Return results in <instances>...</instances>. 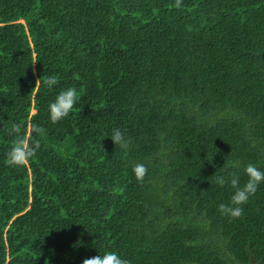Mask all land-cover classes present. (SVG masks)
Here are the masks:
<instances>
[{
    "label": "trees",
    "instance_id": "trees-1",
    "mask_svg": "<svg viewBox=\"0 0 264 264\" xmlns=\"http://www.w3.org/2000/svg\"><path fill=\"white\" fill-rule=\"evenodd\" d=\"M20 121L45 133L15 167L0 128V264H264V182L239 218L216 182L264 171V0H0V126Z\"/></svg>",
    "mask_w": 264,
    "mask_h": 264
},
{
    "label": "clouds",
    "instance_id": "clouds-1",
    "mask_svg": "<svg viewBox=\"0 0 264 264\" xmlns=\"http://www.w3.org/2000/svg\"><path fill=\"white\" fill-rule=\"evenodd\" d=\"M182 4V0H175V7L179 8ZM43 80V85L51 88L59 83L56 75L42 76L36 82V86ZM80 99V95L75 87H69L65 90H61L56 96L55 100L49 104L50 119L53 123L65 119L73 110L77 101ZM9 135L13 136L12 145L10 150L6 153V159L4 163L8 166H25L31 158H33L39 151L41 144L40 140L34 138L33 134L43 135L45 129L38 126H32L30 130L26 129L23 121L12 122L10 124L5 123L0 126ZM111 139L115 145H119L122 149H127L130 146V138L125 136L124 131L120 128H113ZM133 171L136 175V179L143 182L145 175L147 174V167L143 163H137L134 165ZM249 179L247 183L240 186V177L236 172L231 173L230 177L226 179L223 176H217L216 182L223 187L226 183H230L235 192L231 196L230 204H220L218 210L227 216L233 218H239L243 215L244 209L242 205H245L249 197L254 195L259 184L264 182V171L259 169L254 164H248L245 169ZM83 264H130V261L122 258V256L116 251H107L103 255H98L92 258H86Z\"/></svg>",
    "mask_w": 264,
    "mask_h": 264
},
{
    "label": "rangeland",
    "instance_id": "rangeland-1",
    "mask_svg": "<svg viewBox=\"0 0 264 264\" xmlns=\"http://www.w3.org/2000/svg\"><path fill=\"white\" fill-rule=\"evenodd\" d=\"M23 21H24V20H23ZM23 21H22L21 23H23V24H24V22H25V21H24V22H23Z\"/></svg>",
    "mask_w": 264,
    "mask_h": 264
},
{
    "label": "water",
    "instance_id": "water-1",
    "mask_svg": "<svg viewBox=\"0 0 264 264\" xmlns=\"http://www.w3.org/2000/svg\"><path fill=\"white\" fill-rule=\"evenodd\" d=\"M20 22H22V21H20Z\"/></svg>",
    "mask_w": 264,
    "mask_h": 264
}]
</instances>
